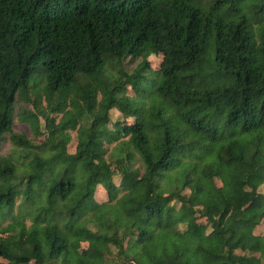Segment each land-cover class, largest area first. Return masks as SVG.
Returning <instances> with one entry per match:
<instances>
[{
    "label": "trees",
    "instance_id": "1",
    "mask_svg": "<svg viewBox=\"0 0 264 264\" xmlns=\"http://www.w3.org/2000/svg\"><path fill=\"white\" fill-rule=\"evenodd\" d=\"M30 94L44 131L0 156V223L31 224L3 230L0 264H264V0H0V151Z\"/></svg>",
    "mask_w": 264,
    "mask_h": 264
},
{
    "label": "rangeland",
    "instance_id": "2",
    "mask_svg": "<svg viewBox=\"0 0 264 264\" xmlns=\"http://www.w3.org/2000/svg\"><path fill=\"white\" fill-rule=\"evenodd\" d=\"M140 61H141L140 58L136 60L127 58L124 62L126 71L128 73H132L134 70H136V67L140 63ZM162 61H163V55L161 53H153L150 56H148L147 62H148L149 68L147 72L149 74L159 72ZM127 94L130 96L134 95V93L131 90H129ZM26 99H28V101H26ZM26 99L24 101L21 95H18V97L16 98V101L14 103V108H13L12 132L10 134H7L6 141L3 143L1 147L0 156L7 155L9 149L13 147V144L10 142V137L12 135H16L18 133H25L28 137L35 138L36 137L35 131H34L35 128L38 127L40 130L44 131L45 119L43 118V116H41V114H39L38 110L41 109L42 111H46V109H48L47 108L48 101L46 100L45 94H39V99L36 101L34 100L35 96L33 94H30L29 97H27ZM144 101H145L144 106L146 107V109H148L150 107V104L148 100H144ZM31 114L34 115L36 119V123L31 122L29 119L26 120L27 117L31 116ZM50 117L51 119H54L55 124H57L60 121L62 114L54 113V114H51ZM120 118H121V114L117 110L115 109L111 110L110 111L111 122H110L109 127L113 128L112 123H114V121L116 122ZM135 119L136 118L134 117H122L121 118L122 122L121 121L120 122L122 126H131L136 123L137 120ZM66 133H68L70 137V140L66 147V151L69 154H73L75 153V149L77 146V130L76 131L68 130ZM127 139L128 137H122L118 142L115 141L113 143H105L103 146L104 153L101 156L108 161L111 158V156L116 152L117 150L116 147L119 145V142L127 141ZM37 141L43 142V137H37ZM136 159L138 160L134 162V167L139 168V166L141 165V163L139 162L140 159L139 158H136ZM178 177L179 176L170 174L168 179L166 180L164 179L163 184L168 183L170 181L171 185H173ZM113 180H114L115 185L118 186L120 183L119 175L115 176ZM213 184L217 188L224 187L226 185V179L224 178L222 174H217L213 178ZM259 191L264 194V185L259 188ZM93 195H94L95 202L98 203L99 205L110 203L109 196L107 192L102 188V186H97ZM28 211H32V209L31 210L28 209ZM193 220L195 221L196 226L199 229L207 231V232L210 230L207 225V221L204 218L196 215ZM20 221H23L27 227L31 224V220L28 217H25L24 215L16 217L14 221L11 219L9 220L6 219V220L1 221L0 237L4 235L3 230H5L11 223L13 222L20 223ZM254 234L255 235L264 234V221L262 224H260L258 227L255 228ZM86 247H87L86 244H82L80 247V251L83 252L86 249Z\"/></svg>",
    "mask_w": 264,
    "mask_h": 264
},
{
    "label": "water",
    "instance_id": "3",
    "mask_svg": "<svg viewBox=\"0 0 264 264\" xmlns=\"http://www.w3.org/2000/svg\"><path fill=\"white\" fill-rule=\"evenodd\" d=\"M132 263H133V261H130V262H129V264H132ZM133 264H134V263H133Z\"/></svg>",
    "mask_w": 264,
    "mask_h": 264
}]
</instances>
